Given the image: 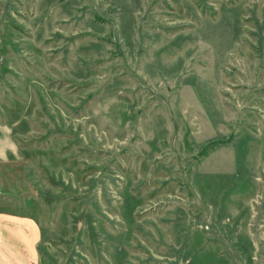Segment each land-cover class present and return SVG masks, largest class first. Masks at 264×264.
I'll use <instances>...</instances> for the list:
<instances>
[{
	"label": "rangeland",
	"instance_id": "rangeland-1",
	"mask_svg": "<svg viewBox=\"0 0 264 264\" xmlns=\"http://www.w3.org/2000/svg\"><path fill=\"white\" fill-rule=\"evenodd\" d=\"M6 123L28 264H264V0H0Z\"/></svg>",
	"mask_w": 264,
	"mask_h": 264
},
{
	"label": "crops",
	"instance_id": "crops-1",
	"mask_svg": "<svg viewBox=\"0 0 264 264\" xmlns=\"http://www.w3.org/2000/svg\"><path fill=\"white\" fill-rule=\"evenodd\" d=\"M11 124L0 125V161L15 156ZM30 216L0 212V264H28L33 246L39 241V228ZM34 238V242H33ZM18 256V261L16 257ZM23 257V258H22Z\"/></svg>",
	"mask_w": 264,
	"mask_h": 264
},
{
	"label": "clouds",
	"instance_id": "clouds-1",
	"mask_svg": "<svg viewBox=\"0 0 264 264\" xmlns=\"http://www.w3.org/2000/svg\"><path fill=\"white\" fill-rule=\"evenodd\" d=\"M0 158H3V157H0Z\"/></svg>",
	"mask_w": 264,
	"mask_h": 264
}]
</instances>
